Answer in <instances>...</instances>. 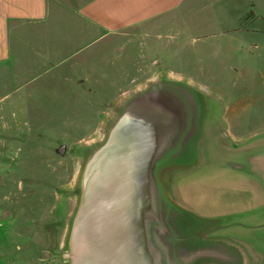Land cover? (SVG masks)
Returning <instances> with one entry per match:
<instances>
[{
    "label": "rangeland",
    "instance_id": "1",
    "mask_svg": "<svg viewBox=\"0 0 264 264\" xmlns=\"http://www.w3.org/2000/svg\"><path fill=\"white\" fill-rule=\"evenodd\" d=\"M196 14L189 24L135 26L119 35L112 71L125 75L120 79L88 82L70 71L85 62L96 65L93 56L77 57L35 80L0 78V132L8 141L0 144V164L7 169L0 197L16 219L14 232L0 242V264H66L80 170L120 112L115 104L122 106L134 89L183 82L198 92L203 115L198 87L210 86L228 107H237L231 116L238 133L264 124V0H214ZM243 14V28L258 32L232 30ZM216 110L222 113V103Z\"/></svg>",
    "mask_w": 264,
    "mask_h": 264
},
{
    "label": "crops",
    "instance_id": "2",
    "mask_svg": "<svg viewBox=\"0 0 264 264\" xmlns=\"http://www.w3.org/2000/svg\"><path fill=\"white\" fill-rule=\"evenodd\" d=\"M207 1L0 0V78L35 80L62 71L77 57L93 56L96 65L81 60L85 64L70 71L88 82L93 77L120 79L125 75L112 71L119 35L135 26L189 24L191 16L214 0ZM243 16L240 27L232 30L258 32L243 28ZM198 91L204 96L198 135L187 162L163 171L165 193L194 218L191 233L208 250L201 264H264V124L238 133L237 119L231 116L237 107L222 102L218 89L202 85ZM125 102H117L116 109ZM217 103L223 105L221 114ZM7 142L0 132V144ZM2 167L0 192L6 187L2 178L7 169ZM15 224L0 197V242L11 236Z\"/></svg>",
    "mask_w": 264,
    "mask_h": 264
},
{
    "label": "water",
    "instance_id": "3",
    "mask_svg": "<svg viewBox=\"0 0 264 264\" xmlns=\"http://www.w3.org/2000/svg\"><path fill=\"white\" fill-rule=\"evenodd\" d=\"M201 116L198 92L180 81L156 82L126 100L80 170L66 264L207 259L191 233L194 218L168 198L162 180L166 168L189 159Z\"/></svg>",
    "mask_w": 264,
    "mask_h": 264
},
{
    "label": "trees",
    "instance_id": "4",
    "mask_svg": "<svg viewBox=\"0 0 264 264\" xmlns=\"http://www.w3.org/2000/svg\"><path fill=\"white\" fill-rule=\"evenodd\" d=\"M251 7H254V4H251ZM253 14V10H250L249 13L245 16V18L243 19H246L248 18L249 15H252ZM243 19H241V22H243Z\"/></svg>",
    "mask_w": 264,
    "mask_h": 264
}]
</instances>
